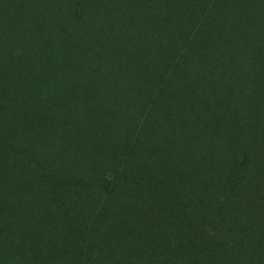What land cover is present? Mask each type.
I'll list each match as a JSON object with an SVG mask.
<instances>
[{
	"label": "trees",
	"instance_id": "1",
	"mask_svg": "<svg viewBox=\"0 0 264 264\" xmlns=\"http://www.w3.org/2000/svg\"><path fill=\"white\" fill-rule=\"evenodd\" d=\"M0 264H264V0H0Z\"/></svg>",
	"mask_w": 264,
	"mask_h": 264
}]
</instances>
